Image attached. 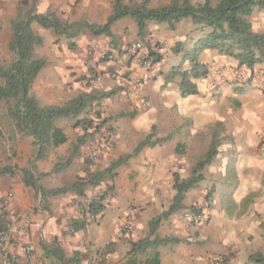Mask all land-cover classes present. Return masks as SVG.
I'll return each mask as SVG.
<instances>
[{"label": "crops", "instance_id": "0c3cea01", "mask_svg": "<svg viewBox=\"0 0 264 264\" xmlns=\"http://www.w3.org/2000/svg\"><path fill=\"white\" fill-rule=\"evenodd\" d=\"M171 2L148 0L147 7L155 10ZM188 2L197 5L203 0ZM111 11L112 0H36L37 14L53 13L65 24L103 25ZM249 21L254 33H264V8L254 9ZM32 27L42 38L35 53L45 61L30 90L40 107L63 106L86 92H109L115 88L119 91L92 104L76 118L58 119L55 126L63 131L66 141L50 147L46 157L35 162L34 139L15 127L0 104V167L14 170L12 176H0V200L6 211L20 213L30 222L21 243L12 248L17 264H62L57 253H62L65 260L78 257L77 264L124 262L131 244L148 236L149 221L171 205L176 194L173 173L181 178L189 176L190 161L205 151L211 140L210 129L217 124L221 129H214L227 138L219 146L216 158L204 169L203 180L187 192L185 208L162 220L156 231L160 238L180 241L146 249L136 256L135 264H144L154 257L160 264H211L217 257H222L224 264H253L249 260L251 254L264 255L261 66L248 70L231 57L203 50L198 59L209 73L193 80L196 95L183 97L179 90L181 76L175 75L169 81L166 77L173 70L189 71L196 45L209 34V29L194 24L190 18L173 28L149 22L144 40L138 37L131 17H123L112 25V38L94 36L84 29L67 39L37 24ZM149 52H155L158 58L153 71L140 64ZM219 68L223 73L216 79L215 90L210 91L209 81ZM238 75L241 79L236 78ZM98 109L106 121L104 126L111 132H105L104 127L78 145L84 132L74 126L75 122L84 117L95 119ZM130 112L135 113L131 118L117 117ZM153 130V140L171 137L143 148L126 165L117 168L113 178L87 186L84 196L67 192L47 196L42 203L40 190L36 193L23 182L21 171L31 169L33 163L35 174H45L39 181L43 190L68 186L78 177L102 171L116 158L132 153ZM68 158L71 161L65 170L51 172L56 163ZM89 158L94 161L86 164ZM108 186L113 188V197L104 211L95 218L86 216L84 229L76 230L73 221L83 220L86 203ZM246 198L250 199L247 203ZM205 203L204 218L186 227L183 213L190 206L198 211ZM124 225L130 229L120 233ZM109 244L110 252L104 256L102 252ZM25 246L30 247L28 255L22 252Z\"/></svg>", "mask_w": 264, "mask_h": 264}, {"label": "trees", "instance_id": "16d2710c", "mask_svg": "<svg viewBox=\"0 0 264 264\" xmlns=\"http://www.w3.org/2000/svg\"><path fill=\"white\" fill-rule=\"evenodd\" d=\"M148 0L140 3H129L125 5L122 0H112V11L107 21L103 25H90L84 22L76 24H65L57 18L55 14H37L34 8L21 10L15 19L10 22L11 38L9 48L14 57L9 62H0V104L6 110V116L12 121L22 133L34 139L36 148L34 162L43 160L50 147H58L66 141L63 131L55 126V122L61 118H76L87 110L92 104L112 97L119 88L109 92H86L79 94L63 106L40 107L30 90L34 79L39 71L44 67L45 61L38 57L35 49L42 44V38L32 27L37 24L44 29H50L58 37L67 39L74 38L87 29L94 36L105 35L112 38L111 27L123 17H131L137 27L138 37L141 40L147 35L146 27L149 22L165 23L171 28L183 19L190 18L194 24L209 29V34L199 41L190 58L189 71L173 70L167 77L169 81L173 76L180 75L179 90L181 96H192L198 93L197 86L193 80H199L208 75L209 69L199 62L198 56L203 50H212L219 55L228 56L237 61L239 67L253 70L256 66L263 68L264 76V33H254L251 29L249 16L256 8H264V0H203L202 3L191 5L188 0H172L171 4L164 8L155 10L147 7ZM158 47V45H157ZM69 48H73L70 45ZM147 56V55H146ZM145 56V57H146ZM153 64L158 62L155 52H149L146 57ZM134 112L121 113L117 117L131 118ZM94 118L84 117L74 124L83 130L84 134L77 140V144H82L86 138L94 133H100L106 121L101 119L99 109L95 110ZM220 124L215 125L212 130L211 140L205 151L195 160L187 178L173 173V188L176 194L171 205L161 215L152 218L148 223V236L136 243L131 244V249L127 253V258L120 264H135L136 256L142 254L148 248H156L168 243H178L176 238H160L156 231L162 220L171 214L185 208L184 199L187 192L195 188L203 180V171L209 166L218 154L219 146L227 137L221 136L218 130ZM105 132L111 130L105 127ZM154 130L142 141H140L133 152L120 156L110 162L107 168L97 173L88 174L85 177H78L73 183L61 188L45 191L39 186L40 177L44 175L35 174L34 165L31 169L21 171L23 182L26 187L34 192H41L42 203L47 196H57L67 192H72L79 196H84L87 186H97L106 178H113L117 168L126 165L127 162L136 156L143 148L153 147L170 139L171 135L153 140ZM76 147L74 146V152ZM92 158L86 160V164L92 162ZM71 158L60 161L52 168V173H60L70 165ZM14 170L10 167H0V176H12ZM113 197L112 186L106 187L104 192L90 200L88 206L83 210V220L73 221L76 230L85 227L87 217H97L100 215L108 201ZM249 198L244 201L249 202ZM192 212L197 211V207L187 208ZM9 212L5 210L0 200V231L3 229L5 216ZM111 244L107 245L102 254L105 256L110 252ZM48 250V249H45ZM62 264H77L78 257L65 260L62 253L55 254ZM253 264H264V255L253 253L249 256ZM144 264H160L157 257L148 259Z\"/></svg>", "mask_w": 264, "mask_h": 264}, {"label": "built area", "instance_id": "2783aa9c", "mask_svg": "<svg viewBox=\"0 0 264 264\" xmlns=\"http://www.w3.org/2000/svg\"><path fill=\"white\" fill-rule=\"evenodd\" d=\"M137 49L141 48L140 44L136 45ZM107 56V54L103 55ZM141 66L146 69L153 71L154 64L148 60L146 57L141 59ZM223 73V69H216L209 81V90L213 91L216 88L217 78L220 77ZM236 78L241 79L238 75ZM261 90L264 92V80L260 84ZM92 158L95 159L96 156L92 155ZM11 194H8L10 197ZM88 203H86V207ZM207 208V203H205L202 208L196 212H192L187 210L182 215V222L186 227H191L192 225L198 223L200 220L204 218V209ZM30 222L28 219L23 217L20 213H11L9 212L5 216L3 229L0 231V264H17L18 259L15 253L12 251L13 246L17 243H21L25 234H27L29 229ZM130 227L128 225H124L119 229V232H128ZM22 252L24 255H28L30 253V247L25 246L22 247ZM211 264H224V260L222 257L215 258Z\"/></svg>", "mask_w": 264, "mask_h": 264}, {"label": "rangeland", "instance_id": "374dc122", "mask_svg": "<svg viewBox=\"0 0 264 264\" xmlns=\"http://www.w3.org/2000/svg\"><path fill=\"white\" fill-rule=\"evenodd\" d=\"M31 8H34L36 11V0H0V62H9L14 57L9 48V41L11 38L10 22L16 18L21 10ZM36 30L37 29H35V31ZM203 142L204 140L202 139L201 147L205 146ZM195 160L196 159L190 161L192 166ZM192 166H190V170Z\"/></svg>", "mask_w": 264, "mask_h": 264}]
</instances>
